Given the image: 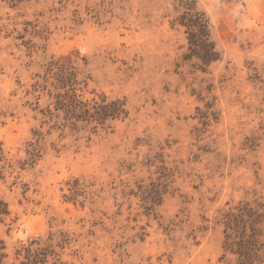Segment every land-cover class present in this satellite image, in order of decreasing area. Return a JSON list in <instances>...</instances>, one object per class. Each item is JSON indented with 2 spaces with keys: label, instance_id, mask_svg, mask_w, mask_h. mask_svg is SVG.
Instances as JSON below:
<instances>
[{
  "label": "rangeland",
  "instance_id": "1",
  "mask_svg": "<svg viewBox=\"0 0 264 264\" xmlns=\"http://www.w3.org/2000/svg\"><path fill=\"white\" fill-rule=\"evenodd\" d=\"M245 204L264 243V0H0V264H237Z\"/></svg>",
  "mask_w": 264,
  "mask_h": 264
},
{
  "label": "trees",
  "instance_id": "2",
  "mask_svg": "<svg viewBox=\"0 0 264 264\" xmlns=\"http://www.w3.org/2000/svg\"><path fill=\"white\" fill-rule=\"evenodd\" d=\"M178 22L186 27L191 55L199 57L206 64L218 58V52L215 51L214 43L209 37L208 21L202 12L194 11L191 6H187V10L181 14ZM62 104L69 106V104H64L63 102ZM99 107L96 110L98 115H107L115 109H111L110 105ZM67 111H70L69 107ZM30 154L32 158L35 157L37 155L36 148H32ZM262 206L264 208V204ZM238 210V213H228L225 216V249L237 255V264H254V261L260 258L258 251L264 244L259 243L257 239L259 233L255 227L263 214H256L254 210L247 207V204ZM3 212H5L4 208L0 207V214ZM245 216L247 218H244ZM247 228L249 232H247ZM227 229H231V232H228ZM34 242L33 240L31 243ZM50 253H53V250H48L47 247L36 249L26 247V261H22L21 264H44ZM2 256L3 254L0 253V261Z\"/></svg>",
  "mask_w": 264,
  "mask_h": 264
}]
</instances>
